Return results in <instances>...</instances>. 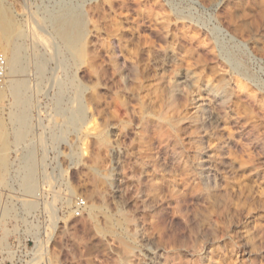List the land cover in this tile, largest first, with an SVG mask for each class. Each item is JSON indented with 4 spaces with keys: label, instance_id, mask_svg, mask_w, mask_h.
<instances>
[{
    "label": "rangeland",
    "instance_id": "374dc122",
    "mask_svg": "<svg viewBox=\"0 0 264 264\" xmlns=\"http://www.w3.org/2000/svg\"><path fill=\"white\" fill-rule=\"evenodd\" d=\"M13 44L0 239L36 234L50 264H264V0H0V55Z\"/></svg>",
    "mask_w": 264,
    "mask_h": 264
},
{
    "label": "bare ground",
    "instance_id": "6f19581e",
    "mask_svg": "<svg viewBox=\"0 0 264 264\" xmlns=\"http://www.w3.org/2000/svg\"><path fill=\"white\" fill-rule=\"evenodd\" d=\"M5 19H7V18L5 17ZM81 20H82V18H81ZM69 24L70 25L68 27H65V29L63 28L64 31H61V32H63V36L65 37V39L71 43V42H75L74 41L75 36H76V33H78L81 29V23L78 19V20H74L73 22L71 21V23H69ZM61 26H62V24H61ZM5 60H6V68H7V74L6 75H7V77L12 78L10 80L12 83L10 86L11 95L14 97L16 103L19 105V103L22 102L21 99L23 96V91H22L23 86L21 85L19 80L13 79L19 73L20 68H21L20 67L19 51L17 50L15 45L10 49L9 56L7 58H5ZM0 100H1V94H0ZM25 116H26L25 114H22L17 120H15L17 122L16 125H18V127L15 130V141H19L25 136L26 128H27ZM107 127L109 128L110 126L108 125ZM5 133H6V131H4L3 124L0 121V178H2L4 176V173L7 170V161H6L7 142H6V134ZM24 163H25L24 175L21 178V182H22L21 186L23 188L24 194H29V195L33 194L32 197L33 196L35 197L36 193H34V189H35V186H37L36 185L37 179L34 175L35 174L34 173V165H33V162L31 160L26 161V158H25ZM115 167H116V164L114 162L113 165L111 166L110 170H109V177H110L109 180L110 181L117 180V178H116L117 177V172H116L117 169L115 170ZM113 183H112V186H113ZM111 189H113V188H111ZM115 191H116V189H115ZM24 200L25 201L22 200V203L24 204L23 205L24 212H29V211H31L37 207L36 201L29 200V199H24ZM48 218H49V224L47 227L51 230V232H53L56 228L58 221H59V217L57 215V209L55 207L51 206V208L49 209ZM44 235L46 237V231H45ZM47 235H48L47 241H49L51 236L48 233H47ZM34 236H35L37 241H40L39 244L36 245V247H37L36 254L39 256L41 253L45 252L47 245L45 246V242L39 240L36 234H34ZM49 260H50V258H49ZM31 264H38V263L34 259V260H32Z\"/></svg>",
    "mask_w": 264,
    "mask_h": 264
},
{
    "label": "built area",
    "instance_id": "2783aa9c",
    "mask_svg": "<svg viewBox=\"0 0 264 264\" xmlns=\"http://www.w3.org/2000/svg\"><path fill=\"white\" fill-rule=\"evenodd\" d=\"M7 74V68H6V60L3 55H0V83L6 78ZM85 207V201L83 199H76L74 208H75V216H79L81 210ZM39 240V236H37ZM40 241H37L35 236H28L26 239L23 240V242L18 243V245L14 246V244L11 242V239L9 238L6 240V242L3 239H0V254L2 251H5L6 253L15 254L16 250L20 248V250H24L27 253V258L29 259V262H25L26 264H30L32 260L39 258L41 262L39 264H50L49 258L46 257L45 254L41 253L39 256L36 254L37 247L36 245L39 244ZM31 245V246H30Z\"/></svg>",
    "mask_w": 264,
    "mask_h": 264
}]
</instances>
